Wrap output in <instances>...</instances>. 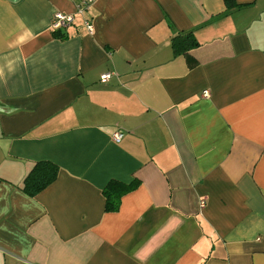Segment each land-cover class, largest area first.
<instances>
[{"label": "crops", "instance_id": "1", "mask_svg": "<svg viewBox=\"0 0 264 264\" xmlns=\"http://www.w3.org/2000/svg\"><path fill=\"white\" fill-rule=\"evenodd\" d=\"M80 1L0 0V264H264V0Z\"/></svg>", "mask_w": 264, "mask_h": 264}, {"label": "trees", "instance_id": "2", "mask_svg": "<svg viewBox=\"0 0 264 264\" xmlns=\"http://www.w3.org/2000/svg\"><path fill=\"white\" fill-rule=\"evenodd\" d=\"M224 1L231 7L239 5L234 0ZM170 44L174 55L182 54L186 56L190 67L195 64L193 57L190 55V50L197 47L199 43L192 31H175L171 36ZM58 170L59 166L50 160H37L25 175L20 189L26 195L33 197L56 179ZM138 184L139 180L137 178L128 183L110 179L102 189L105 199V211H116L119 208L121 197L135 189Z\"/></svg>", "mask_w": 264, "mask_h": 264}, {"label": "built area", "instance_id": "3", "mask_svg": "<svg viewBox=\"0 0 264 264\" xmlns=\"http://www.w3.org/2000/svg\"><path fill=\"white\" fill-rule=\"evenodd\" d=\"M95 1L96 0H81L76 5V13L82 14L84 12V10L88 9L89 7H91V5H93ZM73 21H74L73 14L64 13V12H56L54 14V17H53L52 27L54 29H59L61 27L68 26ZM85 26H86V28H87V30L89 32H92L93 28H92V24H91V22L89 20H85ZM110 75H111L110 72L103 73L100 76V80L104 82L110 77ZM202 95L204 97L208 96L209 95V90L208 89L202 90ZM122 136H123V133L121 131H115L112 134V139L117 142V141H119L121 139ZM201 205H203V201H201Z\"/></svg>", "mask_w": 264, "mask_h": 264}]
</instances>
